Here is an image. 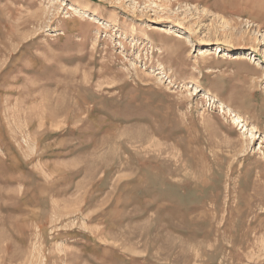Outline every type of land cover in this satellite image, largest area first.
Listing matches in <instances>:
<instances>
[{"label": "rangeland", "instance_id": "374dc122", "mask_svg": "<svg viewBox=\"0 0 264 264\" xmlns=\"http://www.w3.org/2000/svg\"><path fill=\"white\" fill-rule=\"evenodd\" d=\"M0 264H264V0H0Z\"/></svg>", "mask_w": 264, "mask_h": 264}, {"label": "bare ground", "instance_id": "6f19581e", "mask_svg": "<svg viewBox=\"0 0 264 264\" xmlns=\"http://www.w3.org/2000/svg\"><path fill=\"white\" fill-rule=\"evenodd\" d=\"M179 37V36H178ZM216 53V52H215ZM212 53H210V52H205V53H203V56H208V55H211ZM248 57L249 56H247V55H245V54H241L240 55V57H239V59H241V60H247L248 59ZM250 59V58H249ZM252 59V58H251Z\"/></svg>", "mask_w": 264, "mask_h": 264}]
</instances>
